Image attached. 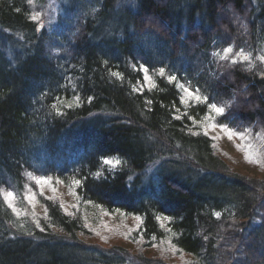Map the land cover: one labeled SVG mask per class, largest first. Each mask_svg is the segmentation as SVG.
I'll list each match as a JSON object with an SVG mask.
<instances>
[{"label":"trees","instance_id":"obj_1","mask_svg":"<svg viewBox=\"0 0 264 264\" xmlns=\"http://www.w3.org/2000/svg\"><path fill=\"white\" fill-rule=\"evenodd\" d=\"M88 1L50 27L39 0H0V264H264V62L233 58L264 0ZM213 103V128L262 146L254 173Z\"/></svg>","mask_w":264,"mask_h":264},{"label":"rangeland","instance_id":"obj_2","mask_svg":"<svg viewBox=\"0 0 264 264\" xmlns=\"http://www.w3.org/2000/svg\"><path fill=\"white\" fill-rule=\"evenodd\" d=\"M133 0H119L118 3L123 5V7H128L130 3H132ZM40 3L43 5V16L45 17V25H49L50 27H53L55 25V21H57L60 18L66 17L65 19L68 20V24L71 23V21L74 20L76 16L78 17H85L88 13H92L93 9H95V6H91V3H96L93 1L85 0L83 1V6L80 4H74V0H39ZM93 7L92 10L89 11L88 7ZM71 11V13H69ZM71 20V21H70ZM73 24V23H72ZM44 25H42L39 28L38 34L41 33L43 30ZM2 49V48H1ZM255 50L251 52H239L242 53V55H234L233 58L235 60H247L244 59V57H248L249 59H252L254 61L258 60L260 62H264L261 58H264V34L260 37L259 42ZM162 51L159 50L157 54H161ZM218 56H224L223 50L217 53ZM6 56V55H5ZM152 80H148L147 84H151ZM152 86V84H151ZM179 88H181L182 92L184 93V103L188 106H192L194 104L205 103L206 100L201 96L200 100H197L195 96H189L188 93L184 91V88H188L184 85H179ZM192 93H195L191 91ZM198 94V93H195ZM199 95V94H198ZM200 96V95H199ZM196 106V105H195ZM208 116L206 120L207 128H213V120L218 116L214 111H212L211 107L208 109ZM214 134L217 135V138L219 139V143L221 144V147L224 148L226 151V154L230 155L232 159L238 164L239 167H245L246 170H249L250 173H254L253 170L256 167V164L258 160H256L255 156L256 154L261 150L262 146L258 147L255 140H247L245 137L242 139L234 135L231 139H229L228 132L219 129V128H213ZM251 156V159H246V156ZM111 161L115 162L118 161L116 158L111 159ZM120 164V162H119ZM119 164H116L114 167L113 165H107L110 169H115L119 166ZM60 186V185H59ZM45 190L50 189V187L46 185H43ZM214 189L220 188L218 184L216 186H213ZM56 192V191H55ZM58 192L67 193L65 190H59ZM61 196V195H60ZM64 196V195H63ZM62 196V197H63ZM67 201L69 200V193H67L64 196ZM256 226H259V223H262L264 225V202L261 203L260 210L258 212V218L254 221ZM124 223L126 226H130L134 224V220H131L130 218H127L124 220ZM239 264H245L244 258H240Z\"/></svg>","mask_w":264,"mask_h":264},{"label":"snow or ice","instance_id":"obj_3","mask_svg":"<svg viewBox=\"0 0 264 264\" xmlns=\"http://www.w3.org/2000/svg\"><path fill=\"white\" fill-rule=\"evenodd\" d=\"M37 18H38L37 16H33V17H32L33 20H36ZM232 51H233V50H232V48H230V47H228V48H224V49H223L224 56H222L221 59H225V58H227L228 55H229L230 53H232ZM237 55H242V53H237ZM244 59H248V57L245 56ZM261 59L264 60V58H261ZM232 62H233V63H236L235 60H233ZM138 71H141V72H143V73L145 74V75H144V79H145L146 81L150 80V77L147 75V73H148V68H147L146 66H144L143 64H141V66H140V68L138 69ZM164 73H165L164 68H160V69H159V74H160L161 76H163ZM113 75H116V74L113 73ZM176 79H177V77L174 76V75H173V76H169V80H170V81H175ZM184 91H185L186 93H188L189 96H193V95H194L195 98H196L197 100H200V99H201V97H200L198 94L192 93L191 90L188 89V88H184ZM205 99H206V98H205ZM210 107H211L212 111H214L218 116H223L224 113H225V109H224V107H218V106H217L216 104H214V103L211 104ZM219 126L222 128V130L228 132L229 139H231L234 135L239 136L241 139L243 138V135H242V134L234 133V132L230 131L225 125H219ZM246 159H251V156H250V155H249V156H246ZM103 164H105V165H113V167H114L116 164H119V161H115V162H113V161H111V160H109V159H107V158H104V159H103ZM36 183H37V184H46V183H48V180L45 179V178H41V179H38V180L36 181ZM77 183H79V181H77ZM12 199H13V193H12L11 191L7 192L6 195H5V201L7 202L8 207H13V205H12ZM29 199H31V197H29ZM216 215L219 216V213H217Z\"/></svg>","mask_w":264,"mask_h":264}]
</instances>
